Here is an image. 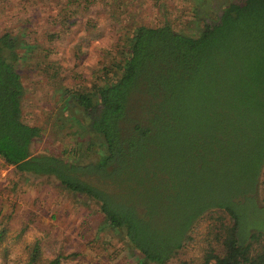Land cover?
Instances as JSON below:
<instances>
[{"label":"trees","instance_id":"trees-1","mask_svg":"<svg viewBox=\"0 0 264 264\" xmlns=\"http://www.w3.org/2000/svg\"><path fill=\"white\" fill-rule=\"evenodd\" d=\"M72 1L61 13L60 32L85 17L88 5ZM69 16L73 24L66 30ZM86 24L97 25L90 18ZM25 42L9 31L0 35L3 163L22 174L51 177L95 201L138 255L137 264H166L209 211L226 214L228 222L213 227L215 240L206 241L198 264H264V230L245 238L240 209L255 200L264 166V0L228 2L196 36L168 23L139 25L126 46L101 52L84 80L64 87L83 119L86 148L98 153L89 163L72 161L67 153L34 152L41 129L23 119L25 87L17 67ZM170 164L184 167L174 172ZM201 165L220 187L212 204L194 210L193 200L186 202L181 215L188 213V223L180 229L154 225L164 220L157 211L181 196ZM72 255L58 254L44 264H61ZM39 257L35 242L29 264Z\"/></svg>","mask_w":264,"mask_h":264},{"label":"rangeland","instance_id":"rangeland-1","mask_svg":"<svg viewBox=\"0 0 264 264\" xmlns=\"http://www.w3.org/2000/svg\"><path fill=\"white\" fill-rule=\"evenodd\" d=\"M230 1L239 0H78V4L88 5L85 17L67 32H60L58 23L64 21L61 13L70 0H0V35L9 31L28 44L25 50L19 49L22 58L17 67L25 87L23 119L41 129L34 152L67 153L72 161L82 163L96 161L95 148H86L80 111L72 107L64 87L84 80L101 52L114 54L117 43L126 46L137 26L168 23L177 31L196 36ZM88 18L95 19L97 25H87ZM72 21L69 16L63 29ZM78 43L82 45L79 51ZM121 50L118 47L116 52ZM54 59L60 62L59 67ZM137 113L132 114L134 119ZM180 166L168 167L179 172L184 165ZM214 184L212 171L201 165L199 175L182 186L181 196L167 209L157 211L164 220L154 225L160 223L168 231L185 227L189 215H181L182 206L190 200L194 210L211 205L220 188ZM240 209L245 238L257 229L264 230V166L255 200L244 201ZM225 215L220 211L203 214L188 232L192 240L166 264H198L206 241L215 240L213 227L220 220L228 222ZM1 227L5 231L0 240V264H29L35 242L39 243L40 257L33 264L69 253L73 255L61 264H137L138 255L122 232L105 221L95 201L65 189L51 177L19 173L0 158Z\"/></svg>","mask_w":264,"mask_h":264}]
</instances>
